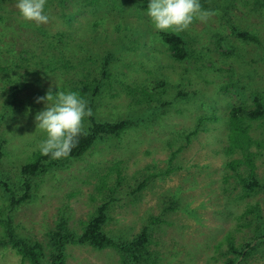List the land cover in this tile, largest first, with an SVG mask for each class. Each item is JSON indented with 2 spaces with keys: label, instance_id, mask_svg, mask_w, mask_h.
Wrapping results in <instances>:
<instances>
[{
  "label": "rangeland",
  "instance_id": "1",
  "mask_svg": "<svg viewBox=\"0 0 264 264\" xmlns=\"http://www.w3.org/2000/svg\"><path fill=\"white\" fill-rule=\"evenodd\" d=\"M148 3L46 0L49 21L37 26L20 18L16 0H0V182L15 198L24 194L22 166L45 138L35 130L45 108L38 97L99 86L89 102L96 120L133 122L81 159L30 179L25 203L11 207L0 186V238L9 218L28 243H46L62 220L80 233L110 197L105 230L118 244L132 242L150 217L160 220L151 226V260L140 264H226L235 256L228 237L236 248L254 243V226L239 218L249 205L264 213V193L243 190L239 175L247 178L252 161L264 178V119L244 126L250 147L232 151L229 112L254 108L264 95V0H207L202 8L216 14L178 33L187 42L182 61L164 41L172 33L151 26ZM66 256L67 264H122L118 249L89 244L69 245ZM0 264L28 262L7 248ZM241 264H264V240Z\"/></svg>",
  "mask_w": 264,
  "mask_h": 264
},
{
  "label": "trees",
  "instance_id": "2",
  "mask_svg": "<svg viewBox=\"0 0 264 264\" xmlns=\"http://www.w3.org/2000/svg\"><path fill=\"white\" fill-rule=\"evenodd\" d=\"M207 0H200L201 6L205 7ZM164 41L169 45L173 57L182 61L188 55L187 42L178 34H165ZM76 91V90H74ZM80 95L88 103L96 98L100 91L99 86L86 85L82 89L77 90ZM88 107L93 108L92 104ZM88 118V127L85 128L87 134L79 137L76 146L71 150L68 158L52 160L49 156L41 155L40 152L34 154L31 161L24 164L21 169V175L26 180L22 186L24 194L19 198H15L9 186L0 182V186L4 187L6 194L10 195L11 207L18 206L29 201L32 198V184L30 179L45 175L52 169H57L65 166L71 160H77L84 157L98 142H101L106 137H119L133 127V122L116 121V122H99L93 116ZM264 119V95L257 94L254 98V108L236 107L229 112V127L231 130L230 140L232 151L234 149L247 150L250 147L251 140L245 132L244 126L248 123L261 121ZM4 156L2 144H0V160ZM238 163L232 162L229 167L233 171H237ZM243 190L249 194L264 193V178L260 179L256 173V169L252 161L247 178L240 176ZM120 176L118 173V178ZM102 186L107 187L106 180H103ZM148 183L146 180L140 186V189ZM118 184V183H117ZM102 186L100 188H102ZM113 194V191L111 192ZM114 198L102 202L95 211L93 216L84 226L80 233H76L69 229L68 223L65 220L59 222L58 226L46 233V243L36 242L28 243L25 239L17 235L16 229L13 226L12 219L9 218L1 222L4 229L3 237L0 238V249L10 248L14 250L28 264H67L66 249L69 245L89 244L95 249L115 248L118 249L122 256V264H140L151 260L149 255V247L152 244L153 230L152 225L159 224V219L155 217L149 218V225L145 226L139 234L133 237L132 242L124 244L116 243L106 232L105 227L109 221V210ZM243 226L247 229L254 228V243L247 244L240 248L234 246L233 236L228 237V244L231 252L235 255L234 258L227 260L226 264H241L242 259L249 257L254 252L262 240H264V213L260 205H249L245 212L240 216Z\"/></svg>",
  "mask_w": 264,
  "mask_h": 264
},
{
  "label": "clouds",
  "instance_id": "3",
  "mask_svg": "<svg viewBox=\"0 0 264 264\" xmlns=\"http://www.w3.org/2000/svg\"><path fill=\"white\" fill-rule=\"evenodd\" d=\"M46 0H16V9L25 22L41 25L49 21ZM214 10L203 9L200 0H149L146 15L156 32L181 33L194 21L207 23ZM37 102L45 108L34 116L35 130L45 138L38 144L41 155L52 160L68 158L79 137L86 135L84 120L92 115L87 100L78 91H49Z\"/></svg>",
  "mask_w": 264,
  "mask_h": 264
}]
</instances>
